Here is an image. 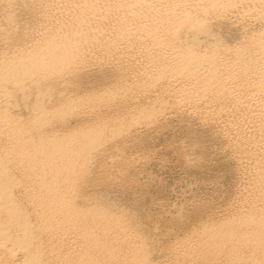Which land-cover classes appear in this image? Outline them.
Returning a JSON list of instances; mask_svg holds the SVG:
<instances>
[{
	"label": "bare ground",
	"instance_id": "1",
	"mask_svg": "<svg viewBox=\"0 0 264 264\" xmlns=\"http://www.w3.org/2000/svg\"><path fill=\"white\" fill-rule=\"evenodd\" d=\"M0 264H264V0H0Z\"/></svg>",
	"mask_w": 264,
	"mask_h": 264
},
{
	"label": "rangeland",
	"instance_id": "2",
	"mask_svg": "<svg viewBox=\"0 0 264 264\" xmlns=\"http://www.w3.org/2000/svg\"><path fill=\"white\" fill-rule=\"evenodd\" d=\"M154 171L159 174V176H161L164 179V182L168 185L167 186V190L163 191L165 194H167L168 196H171V191H170V185L173 184L174 179H177V173L176 172H172L171 168L169 167H155ZM154 193H158L157 189L153 190ZM162 191H160L158 194H161Z\"/></svg>",
	"mask_w": 264,
	"mask_h": 264
}]
</instances>
